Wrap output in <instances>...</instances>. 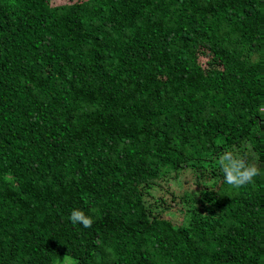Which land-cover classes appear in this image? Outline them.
Returning <instances> with one entry per match:
<instances>
[{
	"label": "trees",
	"instance_id": "trees-1",
	"mask_svg": "<svg viewBox=\"0 0 264 264\" xmlns=\"http://www.w3.org/2000/svg\"><path fill=\"white\" fill-rule=\"evenodd\" d=\"M0 264H264V0H0Z\"/></svg>",
	"mask_w": 264,
	"mask_h": 264
},
{
	"label": "rangeland",
	"instance_id": "rangeland-1",
	"mask_svg": "<svg viewBox=\"0 0 264 264\" xmlns=\"http://www.w3.org/2000/svg\"><path fill=\"white\" fill-rule=\"evenodd\" d=\"M204 59H202V61H203ZM244 152V154H246L250 159H254L255 158V156H254V153L252 152V151H249V148H248V146H242V147H240ZM247 151H249V152H247ZM185 178H187L186 176L185 177H180L179 179L180 180H183V179H185ZM166 186H167V188L168 189H173V190H175V189H177L178 188V184H177V182L173 179V178H171L167 183H166Z\"/></svg>",
	"mask_w": 264,
	"mask_h": 264
}]
</instances>
